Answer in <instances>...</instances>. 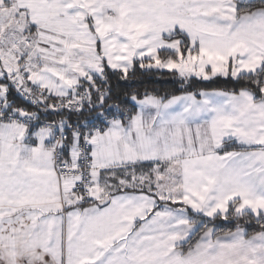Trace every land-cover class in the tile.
<instances>
[{"label": "snow or ice", "instance_id": "obj_1", "mask_svg": "<svg viewBox=\"0 0 264 264\" xmlns=\"http://www.w3.org/2000/svg\"><path fill=\"white\" fill-rule=\"evenodd\" d=\"M0 264H264V0H0Z\"/></svg>", "mask_w": 264, "mask_h": 264}, {"label": "trees", "instance_id": "obj_2", "mask_svg": "<svg viewBox=\"0 0 264 264\" xmlns=\"http://www.w3.org/2000/svg\"><path fill=\"white\" fill-rule=\"evenodd\" d=\"M136 85L138 86L139 90L143 92L145 89L148 90H156L161 93L163 92H171L175 90L178 85L175 83V80L170 75L165 76H158V75H151V76H137ZM218 87H227L226 85L220 84L217 85Z\"/></svg>", "mask_w": 264, "mask_h": 264}]
</instances>
